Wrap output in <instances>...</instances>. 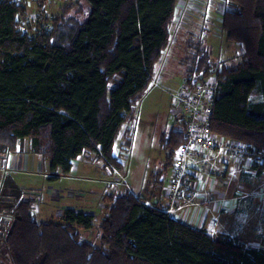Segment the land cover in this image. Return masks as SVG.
I'll use <instances>...</instances> for the list:
<instances>
[{"label": "trees", "instance_id": "obj_1", "mask_svg": "<svg viewBox=\"0 0 264 264\" xmlns=\"http://www.w3.org/2000/svg\"><path fill=\"white\" fill-rule=\"evenodd\" d=\"M85 1L84 19L72 18V6L64 4L55 15L44 11L45 22L26 34L15 20L26 14V0H0V158L7 166L25 140L60 174L80 156L110 173V165L122 167L115 149H131L129 124L169 46L178 0ZM223 5L219 26L238 44L239 61L214 62L197 38L182 80L194 86L214 78L211 131L264 154V0ZM185 120L160 134L165 158L152 174V207L127 189L106 197L99 245L79 232L95 227L93 215L66 209L57 222H39L32 212L36 199L25 198L29 192L9 174L0 178V238L12 264H264L263 248L224 232L210 235L155 202L185 142Z\"/></svg>", "mask_w": 264, "mask_h": 264}, {"label": "rangeland", "instance_id": "obj_2", "mask_svg": "<svg viewBox=\"0 0 264 264\" xmlns=\"http://www.w3.org/2000/svg\"><path fill=\"white\" fill-rule=\"evenodd\" d=\"M224 1L178 0L173 23L170 26L169 46L163 52V57L155 65L147 92L135 110L133 124H129L133 127L132 147L128 153L115 149L119 161L123 164V175L127 183V187L115 184L120 189L124 187V189L138 195L140 188H144L152 179L151 172L162 168L164 153L159 145V137L163 132L168 134V131L175 126L174 121L186 117L184 115L186 112L178 108L174 103V98L180 91L184 76L183 66L193 54L195 45L198 43L197 38H202L206 46L209 47L214 62L219 60L224 62L239 61L240 49L238 44L229 43L226 40L225 32L219 26V13L224 9ZM23 3L26 14L16 15L15 20L19 30L26 34H32L33 30L39 29L40 25L45 22L44 17H41L44 11L46 14L48 12V14L55 15L61 12L64 4H69L72 6L70 15H73L72 18L75 16L79 19H84L88 11V3L85 0H26ZM255 98L258 99V96L251 97L252 100H255ZM175 127L178 128V125ZM26 151L22 153L28 161L25 170L21 167L22 162H24L22 154H17L19 157H13V154V158L9 163L10 169L7 168V161L0 158V178L3 179L9 174L15 183H21L25 186L27 193L29 192L25 194L26 197L25 195L23 197L27 198L34 194L36 204L46 202L52 204L55 207L54 210L61 209L63 205L78 200L90 204L94 209V213H98L94 220L95 227L89 231L79 230V232L85 240L99 245L98 225L101 219L97 216L101 217V214L98 204L102 195L110 191L107 189L108 187L105 184L101 186L93 185L88 190L86 187L90 184V179L83 176V174H75L72 171L65 176L58 177L57 182L54 183L55 179H49L51 174L47 159L34 154L37 161L31 166V156L34 155L30 152L25 153ZM231 158L233 157L231 156ZM82 162L83 160L79 161V163ZM170 173L171 169L168 168L164 176L167 177ZM223 173H227L226 168H224ZM74 178L80 181L77 180V182L67 186V183L73 181ZM224 178L221 181H224ZM110 179L108 178V180ZM78 183L80 186L76 185ZM51 187L54 188L53 192H51ZM91 191L93 193H90ZM70 194H73L74 197H69ZM240 196H244V194H240ZM34 208L35 206H33L32 212L37 221H52L54 216L51 211H43L41 207L40 212L36 214ZM168 214L173 215V213ZM261 214L260 209L254 207L251 212L246 210L242 215L235 213L236 219H228L222 226H209L202 229L210 235H214L216 232H224L230 236H236L246 246L264 249V227L259 225ZM57 220H59V217ZM3 226H5V222L0 221V229ZM2 235L3 232L0 230V236ZM4 249L0 238V264H12Z\"/></svg>", "mask_w": 264, "mask_h": 264}, {"label": "crops", "instance_id": "obj_3", "mask_svg": "<svg viewBox=\"0 0 264 264\" xmlns=\"http://www.w3.org/2000/svg\"><path fill=\"white\" fill-rule=\"evenodd\" d=\"M24 151H26L25 153H31L30 144L26 140L23 141V147H17V154L21 155ZM19 155L11 156L19 157ZM21 156L24 158V154ZM89 157L90 156H88V158L85 156L78 157L73 161L70 171L75 174H83V176L90 179V184L86 187L88 190H90L93 185L101 186L105 184L106 187H108L107 189L110 191L102 195L101 201L98 204L101 217H97L102 219L105 215L106 197L122 192L124 187L120 189L119 186L115 185L117 183L108 180L109 175L102 170L100 162H94ZM82 160L83 162L79 163V161ZM23 161L21 167L25 170L28 164L26 156ZM36 161L35 155L31 156V166H33ZM188 166L191 168V176L184 181V196L177 204L175 211L172 212L173 217L194 228L205 229L209 226H222L226 220L236 219L235 213L242 215L246 210L251 212L254 207H258L262 213L259 216V225L264 227V169L257 167V165L250 160H237L231 158L227 153L214 152L211 150H197L193 152L188 158ZM7 168L10 169L9 166H7ZM121 168L123 169V164ZM224 168L227 170L226 174H222ZM70 171L64 174H60L58 171H50L51 175L49 179H55V183L58 177L65 176L70 173ZM152 174L153 172L150 174L151 178ZM222 178H224V181H221ZM77 180L80 181L74 178L73 181L67 183V186L72 185L77 182ZM16 184L25 190L24 185L17 182ZM76 185L80 186L79 183ZM154 185L155 183L153 179H151L144 188H140V193L137 197L143 200L145 205L153 203L147 196L154 192ZM115 189L117 190L116 192L114 191ZM53 190L54 188L51 189V192H53ZM25 192L27 191L25 190ZM90 193L93 192L91 191ZM155 193H157L158 196L155 202L161 204L160 198L162 192L155 191ZM240 194H244V196H240ZM32 196L34 197V194H32ZM68 196L74 197L73 194ZM36 202L34 204V213L35 210L36 214L40 212L41 207L43 211H51V214L54 216L52 221L54 222L58 221V217H60L66 209H73L75 211L91 214L94 216V220L96 214H98L97 212L94 213V209L90 204H85L82 200L63 205L61 209L58 210H54L55 207L52 204L46 202H39V204H36Z\"/></svg>", "mask_w": 264, "mask_h": 264}, {"label": "built area", "instance_id": "obj_4", "mask_svg": "<svg viewBox=\"0 0 264 264\" xmlns=\"http://www.w3.org/2000/svg\"><path fill=\"white\" fill-rule=\"evenodd\" d=\"M218 83L214 78H207L190 86L185 80L181 81V88L174 103L180 110L185 111V142L174 152L171 173L164 187L160 202L162 211L172 213L182 200L183 184L189 178V156L197 150H211L224 152L237 160H250L257 167L264 169V154L255 153L252 145L213 133L210 129L209 114L212 99L215 96ZM110 181L127 187L122 168L110 165L108 173ZM152 207V204H146Z\"/></svg>", "mask_w": 264, "mask_h": 264}]
</instances>
